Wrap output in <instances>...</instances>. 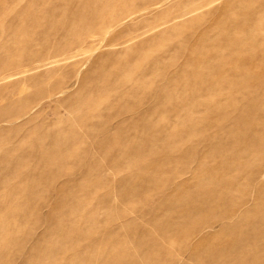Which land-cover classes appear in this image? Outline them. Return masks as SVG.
I'll return each instance as SVG.
<instances>
[{
	"label": "rangeland",
	"instance_id": "obj_1",
	"mask_svg": "<svg viewBox=\"0 0 264 264\" xmlns=\"http://www.w3.org/2000/svg\"><path fill=\"white\" fill-rule=\"evenodd\" d=\"M0 264H264V0H0Z\"/></svg>",
	"mask_w": 264,
	"mask_h": 264
}]
</instances>
